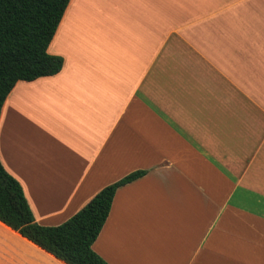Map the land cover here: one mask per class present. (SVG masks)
I'll return each instance as SVG.
<instances>
[{
    "label": "crops",
    "instance_id": "1",
    "mask_svg": "<svg viewBox=\"0 0 264 264\" xmlns=\"http://www.w3.org/2000/svg\"><path fill=\"white\" fill-rule=\"evenodd\" d=\"M47 52L61 70L0 111L35 223L144 172L91 246L105 263L264 264V0H69Z\"/></svg>",
    "mask_w": 264,
    "mask_h": 264
},
{
    "label": "trees",
    "instance_id": "2",
    "mask_svg": "<svg viewBox=\"0 0 264 264\" xmlns=\"http://www.w3.org/2000/svg\"><path fill=\"white\" fill-rule=\"evenodd\" d=\"M69 0H0V111L15 84L57 74L63 60L47 48ZM144 172L105 186L58 226L35 223L19 183L0 163V225L59 264H107L91 246L116 190ZM14 233V234H15Z\"/></svg>",
    "mask_w": 264,
    "mask_h": 264
},
{
    "label": "rangeland",
    "instance_id": "3",
    "mask_svg": "<svg viewBox=\"0 0 264 264\" xmlns=\"http://www.w3.org/2000/svg\"><path fill=\"white\" fill-rule=\"evenodd\" d=\"M0 264H59L0 225Z\"/></svg>",
    "mask_w": 264,
    "mask_h": 264
}]
</instances>
